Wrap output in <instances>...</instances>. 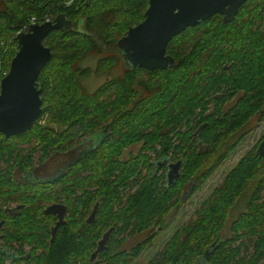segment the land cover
<instances>
[{
  "label": "trees",
  "instance_id": "trees-1",
  "mask_svg": "<svg viewBox=\"0 0 264 264\" xmlns=\"http://www.w3.org/2000/svg\"><path fill=\"white\" fill-rule=\"evenodd\" d=\"M68 1L0 0V81L18 34L33 18L43 23L63 14L73 22L44 40L52 58L38 79L41 117L20 135L0 133L1 232L14 253L8 260L0 252V264H133L165 215L236 150L254 116H264V0H248L230 22L215 14L188 27L168 44L174 64L156 70L126 63L118 45L144 19L149 0ZM92 53L100 56L96 68L82 67L80 60ZM120 62L126 65L121 76L92 91L84 86L93 71L107 74ZM85 142L86 149L61 162L62 154ZM138 144L137 153L123 156ZM258 145L146 264H194L207 250L213 264H264V155ZM173 159L183 165L168 185L166 162ZM12 203L15 212L7 214L3 208ZM53 203L67 205L68 215L51 242L57 217L44 209ZM232 212L230 235L220 241ZM108 231L94 263L91 255Z\"/></svg>",
  "mask_w": 264,
  "mask_h": 264
},
{
  "label": "water",
  "instance_id": "water-1",
  "mask_svg": "<svg viewBox=\"0 0 264 264\" xmlns=\"http://www.w3.org/2000/svg\"><path fill=\"white\" fill-rule=\"evenodd\" d=\"M248 0H149L144 19L128 28L118 45L124 60L133 67L147 70L166 69L174 64L167 53L169 42L188 27L196 26L215 14L223 15L224 22L232 21L240 7ZM72 20L59 15L55 20L32 23L18 34V49L12 58L9 72L0 81V133L6 137L20 135L33 128L43 112L42 90L38 79L52 58L51 48L44 40L54 30L71 29ZM264 141L259 150L264 155ZM183 160L169 164L168 185L181 175ZM66 205H48L45 214H57L59 220L52 230V242L58 227L65 224ZM97 206L88 218L95 222ZM2 223L0 222V227ZM110 231L106 232L91 255L106 248ZM1 252V248H0Z\"/></svg>",
  "mask_w": 264,
  "mask_h": 264
},
{
  "label": "rangeland",
  "instance_id": "rangeland-1",
  "mask_svg": "<svg viewBox=\"0 0 264 264\" xmlns=\"http://www.w3.org/2000/svg\"><path fill=\"white\" fill-rule=\"evenodd\" d=\"M99 58L100 56L97 54H89L80 60V65L82 67H91L94 70L96 68L97 61ZM125 67L126 65L123 62H120L119 65H116L108 72H106L107 74L103 73L100 75L96 74L93 71L90 77L83 81V84L89 91H92L99 85H101L109 77L121 76L123 71L125 70ZM250 122V128L248 127L249 133L245 135L243 140L239 142V145L237 146L236 150H234L233 153L230 154L227 159L223 162V164L219 166L216 171L205 182L202 183L200 188L197 189L195 193L188 197H185L184 200L181 202L180 206L173 208L171 211H169L170 213L168 212L165 215L163 227H160V229H155L156 236L154 235L155 237L152 242L137 257L134 264H146L151 259V257H153L159 250H161L167 240L174 234L179 225L195 217V209L201 205L205 198L209 196L214 187L217 186L223 180L226 173L238 162L241 156L247 150L252 149L256 144H259V142L261 143L262 136L264 135V116H254V118ZM237 133L238 132L232 134V136L236 137ZM86 143L87 142L82 145L86 146ZM139 149V144L133 145L124 152L123 156L127 157L129 152L137 153ZM37 152L38 151H36L34 155H36ZM149 154L155 157V152H150ZM69 157H72V155ZM36 158L37 155L35 156V160ZM175 161L177 160L173 159V162ZM167 162L166 164H168ZM11 205H15V203H12ZM223 233L227 234L228 230ZM146 235L147 232L136 234L133 238L129 239V245L143 239ZM1 245L4 246L5 249L8 251L12 250V248H10V246L6 244V241H2L0 239V246ZM25 250H29L28 245L25 246Z\"/></svg>",
  "mask_w": 264,
  "mask_h": 264
},
{
  "label": "flooded vegetation",
  "instance_id": "flooded-vegetation-1",
  "mask_svg": "<svg viewBox=\"0 0 264 264\" xmlns=\"http://www.w3.org/2000/svg\"><path fill=\"white\" fill-rule=\"evenodd\" d=\"M246 3V2H245ZM244 5V4H243ZM241 8V7H240ZM240 10V9H239ZM221 15V14H220ZM222 17H223V15H221ZM264 141V138H263V140H261V143H259L260 145H259V147H258V152L261 154L263 151L262 150H259V148H260V146H261V144H262V142ZM87 145L86 146H83V145H79L78 147H75L74 149H71L70 150V152H68V153H65V154H62L61 155V162L62 161H64V163L66 162V160H67V162L68 161H70L71 159H72V157H74V156H77L78 154H80L84 149H86V147L89 145V143L87 142L86 143ZM263 150H264V148H262ZM72 155V157H69V156H71ZM263 155V154H262ZM178 161V160H177ZM176 162V161H175ZM168 164H167V172H166V175L168 174V170H169V164L170 163H173V160H168V162H167ZM182 168V167H181ZM167 182H168V176H167ZM17 205L15 204V205H11V206H5L3 209H4V211L7 213V214H13V212H15V211H13V210H11V209H13L14 208V210H15V207H16ZM96 206H97V208H98V204H96ZM95 206V207H96ZM66 207H67V205H66ZM95 209V208H94ZM94 209H93V211H94ZM92 211V212H93ZM237 212H238V210H236ZM10 212H12V213H10ZM91 212V213H92ZM45 213V212H44ZM97 213V212H96ZM51 214H54V213H51ZM67 215H68V207H67V209H66V214H65V220H66V222H65V224L67 223V219H66V217H67ZM91 215V214H90ZM89 215V216H90ZM54 216H56L57 217V219H56V223H55V225L57 224V221L59 220V218H58V216H57V214H54ZM89 216L87 217V223H89L88 222V218H89ZM236 216V212H232V214H230L229 215V217H228V221H227V223H226V226H225V228L223 229V231H222V233H221V235H220V241H224V239L226 238V237H228L229 235H230V231H229V228H230V224H231V222H232V220H233V217H235ZM1 223H2V225H1V227H0V239L2 240V241H5L6 240V238H5V234L4 233H2L1 231H2V226L4 225V222L3 221H0ZM94 223V222H93ZM89 224H92V223H89ZM54 225V226H55ZM62 225H64V224H62ZM54 226H53V228H54ZM61 226V225H60ZM59 226V227H60ZM59 227H58V229H59ZM226 230H228V233L227 234H224L223 232H225ZM58 231V230H57ZM56 234H57V232H56ZM104 235L105 234H103V236H102V238L101 239H103V237H104ZM56 237V236H55ZM52 239V238H51ZM55 240V239H54ZM100 241V240H99ZM51 242H52V240H51ZM7 246V245H6ZM8 247V246H7ZM0 248H1V253H3L5 256H6V258L8 259V260H11V259H14L13 257H12V255H14V253L13 252H10V251H8V250H6L5 249V247L4 246H0ZM98 248V247H97ZM101 252V251H100ZM207 252H209L208 250H207ZM207 252H205V254L203 255V256H201L200 258H198V259H196L195 260V262H194V264H213L212 262H211V256H208L207 255ZM93 254V253H92ZM99 254V253H98ZM98 254H97V256L94 258V259H91L92 261H94V263H98L97 262V257H98ZM135 262V261H134ZM20 263H22V264H24V262L23 261H21V262H18L17 264H20ZM134 264V263H133ZM217 264H220V263H217Z\"/></svg>",
  "mask_w": 264,
  "mask_h": 264
},
{
  "label": "built area",
  "instance_id": "built-area-1",
  "mask_svg": "<svg viewBox=\"0 0 264 264\" xmlns=\"http://www.w3.org/2000/svg\"><path fill=\"white\" fill-rule=\"evenodd\" d=\"M72 1H74V0H69L68 2H67V4H69L70 2H72ZM35 19L33 18V23H35V21H34ZM50 19L49 18H46V21H49Z\"/></svg>",
  "mask_w": 264,
  "mask_h": 264
}]
</instances>
